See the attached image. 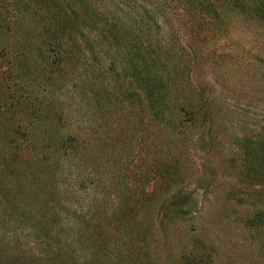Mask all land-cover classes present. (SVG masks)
<instances>
[{
  "label": "rangeland",
  "instance_id": "rangeland-1",
  "mask_svg": "<svg viewBox=\"0 0 264 264\" xmlns=\"http://www.w3.org/2000/svg\"><path fill=\"white\" fill-rule=\"evenodd\" d=\"M96 1L155 58L165 107L156 114L136 97L140 81L119 62L135 47H110L99 28L96 55L84 47L81 61L63 62L57 87L25 76L20 63L31 70L47 50L43 28L0 0V81L17 87L5 92L14 100L0 94V244L57 253L65 236H88L79 217L89 208L122 241L124 264H264V180L245 167L246 146L264 138L263 21L230 0L200 12L183 0ZM30 104L58 118L55 139L75 136L76 149L19 143L11 126Z\"/></svg>",
  "mask_w": 264,
  "mask_h": 264
},
{
  "label": "trees",
  "instance_id": "trees-1",
  "mask_svg": "<svg viewBox=\"0 0 264 264\" xmlns=\"http://www.w3.org/2000/svg\"><path fill=\"white\" fill-rule=\"evenodd\" d=\"M230 1L237 10L256 16V19H260L264 24V0ZM183 3L200 12L209 5V0H183ZM7 8L16 18L19 17L18 20L21 24L26 25L27 22L31 24L34 22L36 25H40L43 28L42 33L46 37H44L42 44L47 50L38 52L36 59H39V62L34 59L33 67L37 70L35 69V71L34 68L30 70V65L26 60L20 63L19 68L24 71L25 76L30 77L31 75L32 80L40 78L49 82L51 86H56L60 75V65L73 56L79 57L81 61L85 54L84 47L87 48V52H94L95 47H97V38L100 41H106L110 47L116 45L120 48H130L132 46L136 49L132 50L130 61L126 54L119 60L120 64L124 65L122 71L127 69V71H131L134 77L139 79L140 88L135 93L136 97L141 96L143 100L150 104L149 110L160 115L161 109L166 104L167 86L158 72L155 58L151 55L145 56V54L142 56L146 47L143 46L145 43L143 42L142 45L136 43L134 36H130L128 28L125 27L128 25L107 21V17L103 16V7L100 6L98 1L11 0ZM154 17L153 13L147 19L153 21L155 20ZM128 18L131 17L128 16ZM19 22L14 24V30L17 29L16 24ZM100 24L101 26L98 27ZM122 27L126 33L122 32ZM98 28L100 36L97 34L96 38L95 31ZM145 28L149 31L147 25ZM17 34L18 37L22 36L18 31ZM16 41L17 39H15ZM94 55H96L95 52ZM22 57L25 58V56ZM138 60H142V63L145 64V70L139 69L140 65L135 63ZM126 64L129 65L131 70L128 69ZM7 91L16 93L17 87L14 85L8 86L7 83L0 81V94L5 95L4 98L6 95H10L8 98L14 100L13 94H5ZM140 92L141 94H139ZM30 107L32 111L28 113L29 109L26 107L22 117L16 118L14 121L19 123L11 126L10 133L13 137H18L19 143L25 144L32 151L37 147V151H35L37 153L43 152L42 154H47V150L54 147H58L59 152L64 150L62 154L67 150L76 149L77 137L75 136L67 135L66 140H63L64 138L61 140L55 139L54 134L56 128H59L58 122H60L56 121L58 118L47 113L43 115L39 109L34 108L33 104H30ZM166 109L168 108L166 107ZM52 124L55 126L53 127ZM53 137L55 140H53ZM255 145L256 148L246 146L245 167L249 170L248 177L264 180V138L257 141ZM259 160H262V163ZM259 191L256 196L262 198L264 196L263 190ZM107 213L104 211L103 215L106 216ZM120 213H122V209L119 210ZM176 213L184 214L186 212L179 206ZM49 215L54 216L52 212ZM99 217L100 214L96 209L87 208V210H84L82 212L83 219L80 217L79 219L84 223L88 236L79 239L77 237L72 238L70 235L65 236L61 244L57 243L56 250L58 252L53 251L48 254L49 250L47 257L44 254L21 251L16 244L11 243L8 239L9 241L0 244V264H124L127 254H124L122 258L121 252L117 249V244H122V241L115 234H109V224L98 221ZM256 219L263 224L264 212H257ZM21 220L27 219H17L16 221ZM118 228L116 229L118 230ZM120 228L124 231L127 226L120 223ZM39 231L43 232L44 230L40 227ZM42 248L48 249L49 247L43 246Z\"/></svg>",
  "mask_w": 264,
  "mask_h": 264
}]
</instances>
